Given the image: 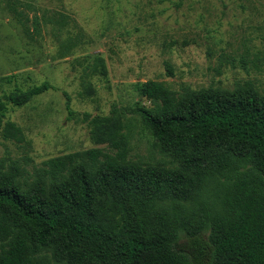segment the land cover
<instances>
[{
	"label": "trees",
	"instance_id": "1",
	"mask_svg": "<svg viewBox=\"0 0 264 264\" xmlns=\"http://www.w3.org/2000/svg\"><path fill=\"white\" fill-rule=\"evenodd\" d=\"M67 20L59 15L57 30ZM77 45L59 41L56 58ZM92 59L82 98L96 95L90 77L108 75L104 59ZM50 89L44 82L0 96V138L27 144L5 120L7 105ZM133 90L151 107L113 106L106 116L74 112L64 93L68 119L104 149L57 156L32 172L0 159V264H264V93L249 81L179 91L146 81ZM130 113L169 165L131 160Z\"/></svg>",
	"mask_w": 264,
	"mask_h": 264
},
{
	"label": "rangeland",
	"instance_id": "2",
	"mask_svg": "<svg viewBox=\"0 0 264 264\" xmlns=\"http://www.w3.org/2000/svg\"><path fill=\"white\" fill-rule=\"evenodd\" d=\"M59 15L68 18L62 30L54 24ZM67 37L78 45L57 59L58 42ZM96 55L108 75L90 77L96 95L82 98L83 68ZM146 81L173 91L232 90L249 81L263 94L264 0H0V96L44 82L52 87L23 107L7 105L5 120L20 127L28 143L0 138V159L9 155L32 172L57 156L104 149L92 144L85 124L68 119L64 93L74 112L106 116L113 106L151 107L133 90ZM130 114L131 160L169 165Z\"/></svg>",
	"mask_w": 264,
	"mask_h": 264
}]
</instances>
